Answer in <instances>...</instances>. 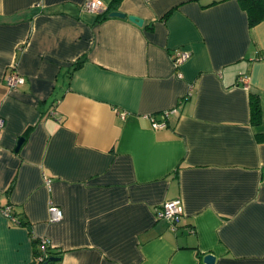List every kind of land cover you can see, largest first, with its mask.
<instances>
[{
	"label": "crops",
	"instance_id": "1",
	"mask_svg": "<svg viewBox=\"0 0 264 264\" xmlns=\"http://www.w3.org/2000/svg\"><path fill=\"white\" fill-rule=\"evenodd\" d=\"M84 1L0 0V264H33L29 230L58 264H264V20L237 0H101L126 16L97 20ZM176 198L172 230L155 212Z\"/></svg>",
	"mask_w": 264,
	"mask_h": 264
},
{
	"label": "built area",
	"instance_id": "2",
	"mask_svg": "<svg viewBox=\"0 0 264 264\" xmlns=\"http://www.w3.org/2000/svg\"><path fill=\"white\" fill-rule=\"evenodd\" d=\"M82 8L88 11L98 13L104 10L106 8V5L101 0H85L82 4ZM190 55H191L190 51L186 49H177L173 52L172 63L179 77L181 76V73L178 71V69L183 64V62L190 57ZM239 79L244 80L242 76L239 77ZM6 82L9 88L15 89L18 85L24 83V78L21 75L17 74L16 72H12L9 75H7ZM175 111H176L175 108L163 111L159 120L157 119L152 120V126L154 128L166 127L167 116ZM3 123H4L3 118L0 116V128L3 126ZM44 180L47 185L50 184L49 178L44 177ZM2 211L11 221H14L15 218L10 214L9 206L3 208ZM48 212H49L50 221H59L63 217L62 210L53 203L49 204ZM155 214L157 218H162L167 220L170 224L171 229L176 230L177 225L179 224L183 216V205L181 199L176 198V199L164 201L161 205H159V207H157ZM41 243H42V247L48 245L47 241L42 238H41ZM43 258L44 257L40 255L36 257V260L43 261Z\"/></svg>",
	"mask_w": 264,
	"mask_h": 264
},
{
	"label": "trees",
	"instance_id": "3",
	"mask_svg": "<svg viewBox=\"0 0 264 264\" xmlns=\"http://www.w3.org/2000/svg\"><path fill=\"white\" fill-rule=\"evenodd\" d=\"M121 0H113L111 7H116ZM240 6L245 10L247 14V20L249 27L254 26L258 22L264 20V0H237ZM110 8L106 7L104 10L97 13V20L105 19L109 17ZM83 59H78L74 65L77 68L81 65ZM249 106H250V119L253 124H258L261 121V106L259 101V96L255 92H250L249 95ZM11 187L9 186L7 190ZM7 207V206H6ZM5 208L2 206V209ZM10 214L15 218L14 224L26 225V223L21 222L16 218L14 212L10 209ZM31 236V242L33 245V264H43V262L50 256H58L49 245L42 247L41 238L33 235L31 230H29ZM42 255L43 261H37L36 257ZM49 264H58L57 261L49 262Z\"/></svg>",
	"mask_w": 264,
	"mask_h": 264
},
{
	"label": "water",
	"instance_id": "4",
	"mask_svg": "<svg viewBox=\"0 0 264 264\" xmlns=\"http://www.w3.org/2000/svg\"><path fill=\"white\" fill-rule=\"evenodd\" d=\"M109 16L111 17H120V18H123L126 16V14L124 12H121V11H111L109 13ZM128 19L132 22H134L135 24L137 25H141L142 22H143V19L137 15H132V14H129L127 15ZM23 138L20 137L17 141V145L15 147V150H18L19 146L21 145V142H22ZM214 259H215V256L211 253H207L204 255L203 257V261L207 264H213L214 262ZM59 260V257L58 256H50L48 257V259H46L43 264H49V262H53V261H57Z\"/></svg>",
	"mask_w": 264,
	"mask_h": 264
}]
</instances>
